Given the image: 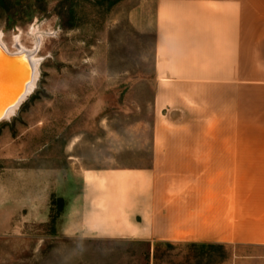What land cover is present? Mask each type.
Here are the masks:
<instances>
[{
  "label": "crops",
  "instance_id": "obj_1",
  "mask_svg": "<svg viewBox=\"0 0 264 264\" xmlns=\"http://www.w3.org/2000/svg\"><path fill=\"white\" fill-rule=\"evenodd\" d=\"M152 30L149 160L53 168L60 233L264 248V0H155Z\"/></svg>",
  "mask_w": 264,
  "mask_h": 264
},
{
  "label": "rangeland",
  "instance_id": "obj_2",
  "mask_svg": "<svg viewBox=\"0 0 264 264\" xmlns=\"http://www.w3.org/2000/svg\"><path fill=\"white\" fill-rule=\"evenodd\" d=\"M154 20L155 0H0L2 43L40 58L33 88L0 120V264H264V248L60 233L53 168H72V190L86 169L149 160ZM33 173L35 205L21 186Z\"/></svg>",
  "mask_w": 264,
  "mask_h": 264
},
{
  "label": "water",
  "instance_id": "obj_3",
  "mask_svg": "<svg viewBox=\"0 0 264 264\" xmlns=\"http://www.w3.org/2000/svg\"><path fill=\"white\" fill-rule=\"evenodd\" d=\"M0 73L5 79L10 80V86L4 96L1 95L0 120L6 118V110L14 106L25 92L27 84L31 80V68L25 55H10L0 51ZM3 75V76H4Z\"/></svg>",
  "mask_w": 264,
  "mask_h": 264
},
{
  "label": "bare ground",
  "instance_id": "obj_4",
  "mask_svg": "<svg viewBox=\"0 0 264 264\" xmlns=\"http://www.w3.org/2000/svg\"><path fill=\"white\" fill-rule=\"evenodd\" d=\"M0 51L3 52V53L10 54V55H18V56L25 55L26 58L28 59V62L30 64V68H31V71H32V73H31V80L27 84V87H26L25 92L21 95V97L18 99L17 103L14 106L9 107L6 110L5 116L7 118V117H9V115L11 113L14 112L15 108L18 107V105L24 99L26 93L28 91H30L33 88L34 84L36 83V80H37L38 74H39V72H38V64H39L40 58L35 55V51L36 50L24 49L22 46H19L15 52H10V51H8V49L2 43L1 40H0ZM0 71H1V69H0ZM3 75L4 74H1L0 73V102L2 100L1 95L4 96V93L7 92V91H9L8 90V87L10 86V82H9L10 80L5 79V75L4 76Z\"/></svg>",
  "mask_w": 264,
  "mask_h": 264
},
{
  "label": "trees",
  "instance_id": "obj_5",
  "mask_svg": "<svg viewBox=\"0 0 264 264\" xmlns=\"http://www.w3.org/2000/svg\"><path fill=\"white\" fill-rule=\"evenodd\" d=\"M63 208V207H62ZM55 222V218L54 217H52L51 218V223L53 224ZM192 245H197V244H192ZM198 245H214V244H198Z\"/></svg>",
  "mask_w": 264,
  "mask_h": 264
}]
</instances>
